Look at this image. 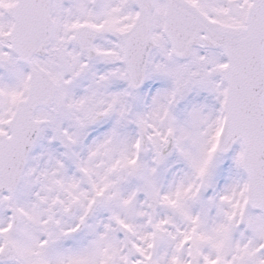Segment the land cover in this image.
Listing matches in <instances>:
<instances>
[{"label": "snow or ice", "instance_id": "6c2138e0", "mask_svg": "<svg viewBox=\"0 0 264 264\" xmlns=\"http://www.w3.org/2000/svg\"><path fill=\"white\" fill-rule=\"evenodd\" d=\"M0 264H264V0H0Z\"/></svg>", "mask_w": 264, "mask_h": 264}]
</instances>
